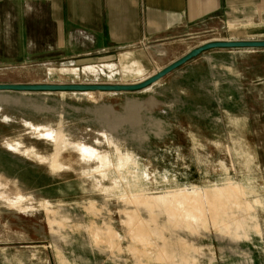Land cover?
<instances>
[{
    "label": "rangeland",
    "instance_id": "obj_1",
    "mask_svg": "<svg viewBox=\"0 0 264 264\" xmlns=\"http://www.w3.org/2000/svg\"><path fill=\"white\" fill-rule=\"evenodd\" d=\"M230 35L215 26L99 63L23 65L0 80L132 85ZM204 66L196 58L137 93H0V215L26 213L24 232L40 240L31 246L50 248L52 264H264V78L246 82L245 112L220 113L228 128L160 114ZM10 215L0 220L21 226Z\"/></svg>",
    "mask_w": 264,
    "mask_h": 264
},
{
    "label": "crops",
    "instance_id": "obj_2",
    "mask_svg": "<svg viewBox=\"0 0 264 264\" xmlns=\"http://www.w3.org/2000/svg\"><path fill=\"white\" fill-rule=\"evenodd\" d=\"M215 26L225 27L231 35L201 45L215 41H264V0H0V72L23 65L99 63L123 49L164 46ZM263 57L264 49H222L202 54L198 58L205 60L206 69L195 74L197 86L181 90L178 99L163 100L160 114H185L191 120L188 128H228L231 125L218 117L220 113L228 117L230 113L245 112L244 86L248 80L256 84L264 78L256 74ZM249 61L252 63L247 68L245 63ZM0 79H3L1 75ZM0 84L109 85L2 80ZM163 90L155 88L152 94L158 97L157 92ZM0 93L16 98L85 94ZM156 125L162 126L161 121ZM156 136L161 137L163 133L157 132ZM191 138L195 140L192 135ZM213 138L215 134L208 141ZM7 209L12 212L5 211L0 217L11 214L21 226L13 227L8 221L0 220V264H52L50 248L31 246L40 240L24 232L26 213Z\"/></svg>",
    "mask_w": 264,
    "mask_h": 264
},
{
    "label": "water",
    "instance_id": "obj_3",
    "mask_svg": "<svg viewBox=\"0 0 264 264\" xmlns=\"http://www.w3.org/2000/svg\"><path fill=\"white\" fill-rule=\"evenodd\" d=\"M222 49H264V41L260 42H232L215 41L203 44L189 51L186 55L171 63L164 69L142 82L132 85H3L0 84V92L19 93H137L147 90L164 78L176 72L187 63L212 50Z\"/></svg>",
    "mask_w": 264,
    "mask_h": 264
},
{
    "label": "bare ground",
    "instance_id": "obj_4",
    "mask_svg": "<svg viewBox=\"0 0 264 264\" xmlns=\"http://www.w3.org/2000/svg\"><path fill=\"white\" fill-rule=\"evenodd\" d=\"M87 93H93V92H87Z\"/></svg>",
    "mask_w": 264,
    "mask_h": 264
}]
</instances>
